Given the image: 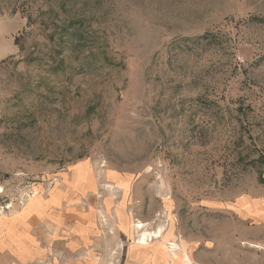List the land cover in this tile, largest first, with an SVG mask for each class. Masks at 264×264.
Wrapping results in <instances>:
<instances>
[{
  "label": "rangeland",
  "instance_id": "1",
  "mask_svg": "<svg viewBox=\"0 0 264 264\" xmlns=\"http://www.w3.org/2000/svg\"><path fill=\"white\" fill-rule=\"evenodd\" d=\"M263 243L264 0H0V264Z\"/></svg>",
  "mask_w": 264,
  "mask_h": 264
},
{
  "label": "bare ground",
  "instance_id": "2",
  "mask_svg": "<svg viewBox=\"0 0 264 264\" xmlns=\"http://www.w3.org/2000/svg\"><path fill=\"white\" fill-rule=\"evenodd\" d=\"M138 227H139V228L143 227V224L140 223V224L138 225ZM156 234H157V233H156ZM148 235L151 236L152 234H149V232L145 231V232L142 234V237L140 238L141 242H146L147 239H148ZM176 249H177V248H176ZM176 249H175V250H176ZM188 261H190V258L188 259Z\"/></svg>",
  "mask_w": 264,
  "mask_h": 264
},
{
  "label": "crops",
  "instance_id": "3",
  "mask_svg": "<svg viewBox=\"0 0 264 264\" xmlns=\"http://www.w3.org/2000/svg\"><path fill=\"white\" fill-rule=\"evenodd\" d=\"M45 206H46V210H47V209H50V208L55 207V203H51V202H50V204H49L48 206H47V204H45ZM77 235H79V236H78L79 239H82L83 236H82L81 231H78V232H77ZM80 241H81V240H80ZM80 241H79V242H80Z\"/></svg>",
  "mask_w": 264,
  "mask_h": 264
},
{
  "label": "built area",
  "instance_id": "4",
  "mask_svg": "<svg viewBox=\"0 0 264 264\" xmlns=\"http://www.w3.org/2000/svg\"><path fill=\"white\" fill-rule=\"evenodd\" d=\"M261 248L263 249V251H264V243H263V245L261 246Z\"/></svg>",
  "mask_w": 264,
  "mask_h": 264
}]
</instances>
